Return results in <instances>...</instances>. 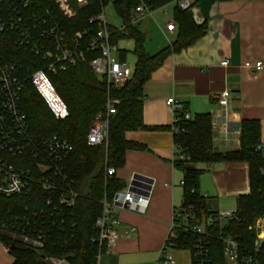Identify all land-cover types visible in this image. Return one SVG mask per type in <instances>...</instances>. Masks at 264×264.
<instances>
[{
    "label": "trees",
    "instance_id": "obj_1",
    "mask_svg": "<svg viewBox=\"0 0 264 264\" xmlns=\"http://www.w3.org/2000/svg\"><path fill=\"white\" fill-rule=\"evenodd\" d=\"M181 0H116L113 6L122 21V30L109 26L111 44L117 49L122 40H133V54L136 64L131 80L121 89H110V96L120 100L116 114L110 120L107 142L100 146H89L87 136L95 117L104 109L108 96L106 81L97 77L88 64H78L66 72H50L49 78L56 91L66 103L69 117L56 120L41 96L30 81L24 82L22 106L27 115L31 133L34 137L57 135L67 140L73 152L66 163L71 187L78 194L74 208L64 210V230L54 231L52 239L42 249H35L18 238L17 229L23 218L34 219L32 214L45 207L49 194L36 191L27 197H4L0 195V242L6 246L15 259L14 264H49V259L63 260L69 264H98V231L96 222L103 213L102 202L111 201L114 195L125 188V183L114 176H107L106 169L115 171L124 167L125 155L129 150L145 151L146 147L128 141L126 133L147 129L143 122L144 88L151 75L159 69L166 58L190 45L200 37L204 28L196 26L188 10L180 6L175 11L181 35L170 46L150 55L145 49V35L131 22L137 7L144 5L155 11L168 4ZM110 2L89 0L88 6L79 11L71 22H63L68 34L84 32L90 28L89 19L101 13ZM3 51L7 58H20L24 78L27 71L46 70L47 64L36 57L17 53L7 44ZM120 62L125 61V51H119ZM29 74V73H28ZM184 113L187 109L183 108ZM179 132L174 135V145L179 153L175 154L174 167L183 174L182 209L194 206L195 222L202 221L217 211L208 207V199L199 189L200 176L204 170L199 165L227 162H248L250 165V188L248 196L238 198L237 216L239 223L232 225V231L240 236L247 245H254L255 233L249 231L258 219H264V157L257 151L259 125L257 122H241L240 146L237 151L218 152L213 142L212 116L199 115L193 120H184L181 115L176 125ZM54 198V197H53ZM215 237L217 233H212ZM67 240V241H66ZM173 249L189 251L192 255L195 239L182 227L173 229L169 237ZM264 260V245L261 249ZM211 264H227L223 255V245L213 239L210 247Z\"/></svg>",
    "mask_w": 264,
    "mask_h": 264
},
{
    "label": "built area",
    "instance_id": "obj_2",
    "mask_svg": "<svg viewBox=\"0 0 264 264\" xmlns=\"http://www.w3.org/2000/svg\"><path fill=\"white\" fill-rule=\"evenodd\" d=\"M111 0H102L110 2ZM89 0H0V195L4 197H27L36 191L49 194L45 207L32 214V219L23 218L17 229L21 231L18 238L23 243L42 249L54 231L63 229L64 210L74 208L78 194L71 187L66 163L73 147L57 135L34 137L31 133L27 115L22 106L24 82L30 81L43 99L45 105L56 120H66L70 113L66 103L56 91L48 73L66 72L78 64H88L92 72L106 81L108 96L104 109L89 127L87 143L100 146L107 142L110 120L116 114L120 100L110 96V89H121L131 80L132 71L125 62L115 57L116 48L111 44V32L104 9L89 19L90 28L84 32L68 34L63 22H71L79 11L87 7ZM182 10H189V0H181ZM152 11L144 5L137 7L131 22L136 24L151 16ZM175 25L170 23L166 29L173 31ZM123 28H121L122 30ZM11 44L17 53L27 54L43 60L46 70L30 73L24 78L20 58L8 59L3 47ZM227 60L222 66L227 67ZM247 69L261 71L262 62L246 63ZM29 73V74H28ZM230 92L224 91L218 96V105L222 110L220 117H212L213 142L217 138L224 141L232 137L240 144V124L230 120ZM173 115L172 131L178 134L176 125L182 118L191 120L184 113L183 106L174 97L166 101ZM217 138V139H218ZM262 150V145L257 146ZM179 153L175 147V154ZM107 176H114L116 171L106 169ZM151 192L142 187L118 192L109 202H102L103 213L96 222L99 246L97 260L103 255L114 252L119 239L118 220L111 218L113 209L145 213L149 206ZM54 197V198H53ZM194 206L178 209L174 213L172 230L182 227L195 239L193 248L194 264H211V241L216 239L223 245V255L227 264H264L262 246L264 245V219H258L249 231L255 233L254 245H247L235 235L232 225L239 223L236 210H218L205 218L201 224L195 222ZM135 232L128 228L126 236ZM217 233L215 237L212 233ZM67 241V240H66ZM173 249L166 240L155 264H176L169 250ZM52 264H69L63 260L49 259Z\"/></svg>",
    "mask_w": 264,
    "mask_h": 264
},
{
    "label": "crops",
    "instance_id": "obj_3",
    "mask_svg": "<svg viewBox=\"0 0 264 264\" xmlns=\"http://www.w3.org/2000/svg\"><path fill=\"white\" fill-rule=\"evenodd\" d=\"M189 2L192 22L203 27L204 32L190 45L168 56L151 75L144 88L143 122L147 129L126 133L128 141L141 144L146 150L127 151L124 167L116 171V178L125 183L122 191L129 189L134 175L153 182L148 209L143 214L112 210L111 218L120 222L119 239L114 252L103 255L98 264H155L172 234L174 213L183 204V174L174 167L173 115L166 104L168 98L179 101L191 120L199 115L220 117L218 96L229 91L230 120L236 125L258 123L264 157V68L256 71L245 67L246 63L264 64V0ZM178 6V2L168 4L136 24L145 35V49L150 55L170 46L181 35L175 19ZM170 23L175 25L173 31L166 29ZM109 26L121 29L123 25L120 19L118 27ZM118 49L117 46V52ZM225 60L229 62L227 67L222 66ZM133 61L135 68V56ZM220 137L214 141L216 151L239 150L240 144L234 137L228 141ZM199 169L204 170L199 189L212 211L236 210L238 198L251 192L248 162L202 164ZM128 228L135 232L127 237ZM180 251L184 252L169 250L176 264H192L191 252L185 259ZM14 263L15 259L0 242V264Z\"/></svg>",
    "mask_w": 264,
    "mask_h": 264
},
{
    "label": "rangeland",
    "instance_id": "obj_4",
    "mask_svg": "<svg viewBox=\"0 0 264 264\" xmlns=\"http://www.w3.org/2000/svg\"><path fill=\"white\" fill-rule=\"evenodd\" d=\"M114 1H116V0H111L110 3L105 7L104 14H105L107 23L109 25H113V26H117L118 27L120 25V18L117 16V14L115 12V9H114V6H113V2ZM159 37H160V39H162L161 36H159ZM133 46H134L133 40H129V39L122 40V41H120L118 43V47H119L118 50L119 51L122 50V51L126 52L127 65L129 66L131 71H133V69H134V63H133L134 62L133 61L134 56L132 55L133 54V52H132L133 51ZM114 54H115V57L118 59L119 58V53L116 51V52H114ZM180 252H181V255L184 256L183 258L188 259L190 257V254H189L188 251L187 252L186 251H184V252L180 251ZM48 263L52 264L50 261Z\"/></svg>",
    "mask_w": 264,
    "mask_h": 264
},
{
    "label": "water",
    "instance_id": "obj_5",
    "mask_svg": "<svg viewBox=\"0 0 264 264\" xmlns=\"http://www.w3.org/2000/svg\"><path fill=\"white\" fill-rule=\"evenodd\" d=\"M153 182L141 175H134L130 183L129 190H134L135 187H142L148 189L149 192L152 190Z\"/></svg>",
    "mask_w": 264,
    "mask_h": 264
}]
</instances>
